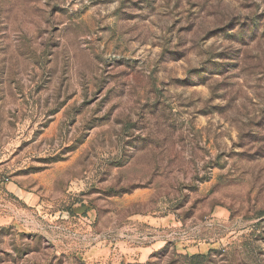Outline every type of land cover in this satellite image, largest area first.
Masks as SVG:
<instances>
[{
    "label": "rangeland",
    "instance_id": "1",
    "mask_svg": "<svg viewBox=\"0 0 264 264\" xmlns=\"http://www.w3.org/2000/svg\"><path fill=\"white\" fill-rule=\"evenodd\" d=\"M0 264H264V0H0Z\"/></svg>",
    "mask_w": 264,
    "mask_h": 264
}]
</instances>
